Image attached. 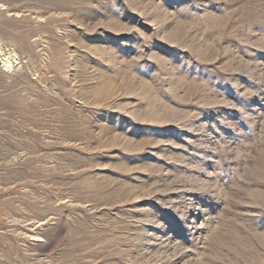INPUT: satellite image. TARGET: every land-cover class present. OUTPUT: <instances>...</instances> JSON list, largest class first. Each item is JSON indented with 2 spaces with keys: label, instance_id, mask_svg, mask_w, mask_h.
I'll return each instance as SVG.
<instances>
[{
  "label": "rangeland",
  "instance_id": "1",
  "mask_svg": "<svg viewBox=\"0 0 264 264\" xmlns=\"http://www.w3.org/2000/svg\"><path fill=\"white\" fill-rule=\"evenodd\" d=\"M0 264H264V0H0Z\"/></svg>",
  "mask_w": 264,
  "mask_h": 264
},
{
  "label": "bare ground",
  "instance_id": "2",
  "mask_svg": "<svg viewBox=\"0 0 264 264\" xmlns=\"http://www.w3.org/2000/svg\"><path fill=\"white\" fill-rule=\"evenodd\" d=\"M4 61V60H3ZM9 61V60H8ZM5 63V62H4ZM4 65V64H3ZM8 65H9V63H8ZM7 66V65H6Z\"/></svg>",
  "mask_w": 264,
  "mask_h": 264
}]
</instances>
